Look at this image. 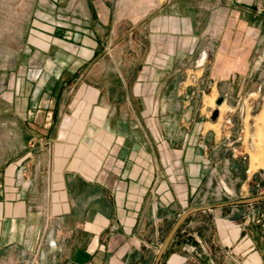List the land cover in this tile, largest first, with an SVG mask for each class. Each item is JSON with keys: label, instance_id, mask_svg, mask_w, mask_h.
Masks as SVG:
<instances>
[{"label": "crops", "instance_id": "0c3cea01", "mask_svg": "<svg viewBox=\"0 0 264 264\" xmlns=\"http://www.w3.org/2000/svg\"><path fill=\"white\" fill-rule=\"evenodd\" d=\"M245 15L264 0H0V216L17 234L0 264H156L206 177L179 103L160 102ZM263 204L190 215L160 264H264Z\"/></svg>", "mask_w": 264, "mask_h": 264}, {"label": "rangeland", "instance_id": "374dc122", "mask_svg": "<svg viewBox=\"0 0 264 264\" xmlns=\"http://www.w3.org/2000/svg\"><path fill=\"white\" fill-rule=\"evenodd\" d=\"M212 34L202 39L200 53L185 57L184 84L169 86L170 93L180 92L179 102H160L174 108L179 103L178 122L184 125L185 140L200 145L196 151L206 177L200 182L195 208L264 195V17H241L219 41L214 31ZM121 72L132 74V70ZM105 76L111 82L115 79L111 70ZM150 88L144 86L142 91ZM152 106L156 109L157 102ZM216 111L219 116L214 121ZM213 169L216 177L211 181L207 178ZM41 201L35 198L34 205ZM35 216L38 212H32L26 221L25 240L40 237L29 227ZM6 233L7 224L0 216V240H16V231Z\"/></svg>", "mask_w": 264, "mask_h": 264}, {"label": "water", "instance_id": "95a60500", "mask_svg": "<svg viewBox=\"0 0 264 264\" xmlns=\"http://www.w3.org/2000/svg\"><path fill=\"white\" fill-rule=\"evenodd\" d=\"M218 116H219V113H218V111H216L212 117V120L215 121L218 118ZM262 201H264V195L253 197V198H248V199L237 200V201L224 203V204H218V205H214V206L194 208V209H191V210L185 212L179 218V220L175 223V225L172 227L171 231L169 232L168 236L164 240V242L160 248V251L158 253V256L156 259V264H160L161 258L163 257L166 249L170 245L171 241L173 240V238L175 237V235L177 234V232L179 231V229L181 228L183 223L189 218L190 215H192L196 212H199V211H203V210H211L214 208H224V207H228V206L251 205V204H256V203H259Z\"/></svg>", "mask_w": 264, "mask_h": 264}]
</instances>
